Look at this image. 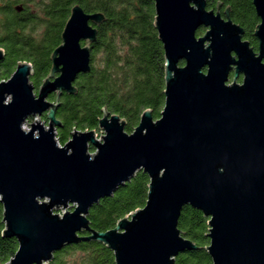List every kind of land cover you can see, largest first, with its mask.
I'll return each mask as SVG.
<instances>
[{
    "label": "water",
    "instance_id": "water-1",
    "mask_svg": "<svg viewBox=\"0 0 264 264\" xmlns=\"http://www.w3.org/2000/svg\"><path fill=\"white\" fill-rule=\"evenodd\" d=\"M207 1L153 0L165 100L159 118L144 111L131 134L103 111L100 141L95 131H75L63 146L55 140L59 99L90 72L102 13L71 9L36 92L26 62L0 82V236L18 243L7 264H48L81 242L104 245L115 264H175L197 249L178 229L186 206L208 219L212 264H264V0H252L257 53L229 9L222 17L221 3L208 11ZM140 171L149 179L144 208L107 232L92 230L90 209Z\"/></svg>",
    "mask_w": 264,
    "mask_h": 264
},
{
    "label": "trees",
    "instance_id": "trees-1",
    "mask_svg": "<svg viewBox=\"0 0 264 264\" xmlns=\"http://www.w3.org/2000/svg\"><path fill=\"white\" fill-rule=\"evenodd\" d=\"M218 1L229 9L232 22L244 29V39L254 42L259 19L252 0ZM76 5L85 13H102L105 21L97 27V39L91 46L90 72L80 75L75 82L76 94L63 93L59 99L56 119L60 128L56 135L60 146L75 131H97L103 111L119 116L125 122L124 131L131 134L144 111L150 110L153 120H157L165 100L164 52L154 28L153 0H0V50L4 53L0 82L7 81L16 66L26 62L33 72L30 81L38 90L50 73L51 54L61 45V34ZM207 9L215 10V1H209ZM54 100V95L49 96L50 102ZM148 185L147 175L136 173L112 197L102 199L90 209V228L107 232L125 216L144 208ZM2 213L0 204V232L4 228ZM207 223L201 212L188 206L182 209L178 229L197 249L178 255L175 264H212L205 251L209 244ZM17 249L15 238L0 236V264H7ZM48 264H115V261L104 245L81 242L55 253Z\"/></svg>",
    "mask_w": 264,
    "mask_h": 264
},
{
    "label": "flooded vegetation",
    "instance_id": "flooded-vegetation-1",
    "mask_svg": "<svg viewBox=\"0 0 264 264\" xmlns=\"http://www.w3.org/2000/svg\"><path fill=\"white\" fill-rule=\"evenodd\" d=\"M209 1H211V0H208L207 3H208ZM212 1H215L216 6H217L218 3H221V7H220L219 12H220L221 16L224 17V11H225V9L223 8V4H222V2H220V1H218V0H212ZM207 10H208V9H207ZM208 11H210V10H208ZM86 14H93V13H86ZM229 15H230V12H229ZM202 29H203V31L201 32V35H200V36H202V35L205 33V31H206V29L201 28V29L198 30L197 33H199L200 30H202ZM243 31H244V29H243ZM200 36H198V37H200ZM244 38H245V32H244V34H243V36H242V40L248 42V43H249V46H250V48H252L253 52L257 53V52H258V49H257L258 43H257L256 39L254 38V36H253L254 42H253L252 40H251V41H247V40H245ZM255 42H256V45L254 44ZM81 44H82V46L84 45V43H81ZM91 50H92V49H91ZM263 62H264V61H263ZM229 78H230V80L232 79V74H230ZM243 79H244V76H243L242 74H240L239 77H238L237 82H238L240 85H242Z\"/></svg>",
    "mask_w": 264,
    "mask_h": 264
},
{
    "label": "built area",
    "instance_id": "built-area-1",
    "mask_svg": "<svg viewBox=\"0 0 264 264\" xmlns=\"http://www.w3.org/2000/svg\"><path fill=\"white\" fill-rule=\"evenodd\" d=\"M35 118H37V117H35ZM33 119H34V117L32 118V120H30L31 123L33 122ZM22 128H23L24 131H28V130H29V127H28L27 123H25V124L22 126ZM100 135H102L101 132H99L98 130L95 131V139H96L97 141H100ZM55 140H56V142L58 143V140H57L56 138H55ZM58 144H59V143H58ZM61 214H62V212L59 213V215H61Z\"/></svg>",
    "mask_w": 264,
    "mask_h": 264
},
{
    "label": "rangeland",
    "instance_id": "rangeland-1",
    "mask_svg": "<svg viewBox=\"0 0 264 264\" xmlns=\"http://www.w3.org/2000/svg\"><path fill=\"white\" fill-rule=\"evenodd\" d=\"M202 31H203V29L200 30L199 34H201ZM197 34H198V33H197ZM197 34H196V35H197ZM34 88H35V87H34ZM36 91H37V90L35 89V92H36ZM39 122H45V120L43 119V117H39ZM26 123H27V124H32V123H34V122L31 123V121L28 120ZM28 127H29V126H28ZM55 138L57 139V135H55ZM90 152L93 153L91 150H90ZM67 210H68V211H71L70 208H68Z\"/></svg>",
    "mask_w": 264,
    "mask_h": 264
}]
</instances>
